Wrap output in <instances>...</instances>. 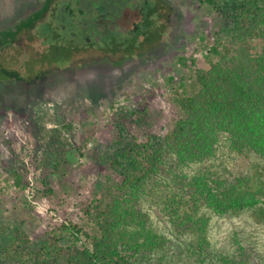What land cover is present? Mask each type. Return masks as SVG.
Wrapping results in <instances>:
<instances>
[{"label": "rangeland", "instance_id": "rangeland-1", "mask_svg": "<svg viewBox=\"0 0 264 264\" xmlns=\"http://www.w3.org/2000/svg\"><path fill=\"white\" fill-rule=\"evenodd\" d=\"M36 1L25 0L14 19L34 10ZM140 1L136 10L128 3L137 15ZM231 2L220 0L230 13ZM170 3L171 44L164 54L162 47L155 48L151 63L84 62L59 73H42L43 77L30 68L26 73L34 74L31 78L0 77V240L8 239L16 224L30 234L35 246L44 242L50 227L63 221L91 229L85 209L103 197L106 186L121 179L110 160L130 142L161 138L171 129L181 115L176 98L192 89L198 68L209 67L207 54L216 34L230 21L198 0ZM114 6L110 11H116ZM12 22L9 16H0V31ZM222 150L235 174L250 172L261 162L254 153L236 156L228 146ZM183 198L179 221L157 195L145 201L151 225L165 239L150 263H195L203 252V236L207 252L244 254L249 264H264V225L251 211L219 215L187 195ZM187 214L199 222L186 220ZM201 218L207 221L204 232Z\"/></svg>", "mask_w": 264, "mask_h": 264}, {"label": "trees", "instance_id": "trees-1", "mask_svg": "<svg viewBox=\"0 0 264 264\" xmlns=\"http://www.w3.org/2000/svg\"><path fill=\"white\" fill-rule=\"evenodd\" d=\"M198 1L222 12L230 23L216 34L207 54L209 67L198 68L192 89L176 98L181 115L168 133L134 140L110 160L121 179L85 209L91 229L63 221L35 246L16 224L11 236L0 240V264H157L150 257L165 239L151 225L144 205L154 195L175 221L187 195L219 215L251 211L264 225V0H231V13L220 0ZM19 2L0 0V16H12ZM226 146L236 156L254 153L261 162L235 174L226 163ZM194 165L193 172L186 170ZM186 218L199 222L194 215ZM201 220L204 232L207 221ZM202 240L203 252L191 264H249L244 254L207 252Z\"/></svg>", "mask_w": 264, "mask_h": 264}, {"label": "flooded vegetation", "instance_id": "flooded-vegetation-1", "mask_svg": "<svg viewBox=\"0 0 264 264\" xmlns=\"http://www.w3.org/2000/svg\"><path fill=\"white\" fill-rule=\"evenodd\" d=\"M139 1L38 0L34 10L14 19L25 2L20 1L9 16L13 22L0 31V77H43L42 73H59L81 62L100 66H121L132 60L153 62L155 48L162 47L164 54L171 44L167 39L171 3L141 0L137 15L129 4L136 10ZM115 3L116 11H110ZM11 64L20 65L11 70ZM27 68L34 74L26 73Z\"/></svg>", "mask_w": 264, "mask_h": 264}]
</instances>
